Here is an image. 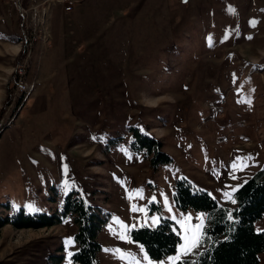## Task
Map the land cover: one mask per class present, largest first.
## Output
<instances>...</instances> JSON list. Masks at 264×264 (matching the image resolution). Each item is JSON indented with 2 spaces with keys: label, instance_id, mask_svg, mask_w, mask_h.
<instances>
[{
  "label": "rangeland",
  "instance_id": "1",
  "mask_svg": "<svg viewBox=\"0 0 264 264\" xmlns=\"http://www.w3.org/2000/svg\"><path fill=\"white\" fill-rule=\"evenodd\" d=\"M7 7L0 0V215L62 221L0 227V264H80L78 225L63 216L69 194L105 218L99 264L194 257L208 213L177 206L178 181L232 210L235 191L264 165V0H83L69 13L54 5L49 47L38 41L30 56L34 89L14 102L24 40ZM163 220L180 242L154 259L132 232ZM255 227L264 230V216Z\"/></svg>",
  "mask_w": 264,
  "mask_h": 264
},
{
  "label": "trees",
  "instance_id": "2",
  "mask_svg": "<svg viewBox=\"0 0 264 264\" xmlns=\"http://www.w3.org/2000/svg\"><path fill=\"white\" fill-rule=\"evenodd\" d=\"M20 22V21H19ZM143 138H154L143 134ZM158 146L162 143L152 139ZM161 155L168 159L167 153ZM236 205L231 210L221 205L207 191L195 188L187 180L177 183L175 201L179 208H194L208 213L209 224L205 228V247L192 258H184L173 264H259L264 252V230L255 227L264 216V165L248 177L235 191ZM63 209V216L72 215L78 231L74 241L78 249L72 259L80 264H99L101 251L99 232L105 218L93 206H87L82 199L69 194ZM210 215V216H209ZM56 215L28 214L20 209L13 215H0V227L11 224L14 227H46L61 222ZM154 259L176 252L180 235L173 230L171 221L163 220L155 228H140L132 232Z\"/></svg>",
  "mask_w": 264,
  "mask_h": 264
},
{
  "label": "built area",
  "instance_id": "3",
  "mask_svg": "<svg viewBox=\"0 0 264 264\" xmlns=\"http://www.w3.org/2000/svg\"><path fill=\"white\" fill-rule=\"evenodd\" d=\"M6 3L13 2L20 18V36L23 37L24 47L21 55L13 65V89L10 93V100L25 101V94H30L33 83L27 81L28 65L34 44L38 41L44 48L49 47L51 37L49 16L54 5L62 7L64 12L72 9V4L76 0H28L26 6L22 5L21 0H2Z\"/></svg>",
  "mask_w": 264,
  "mask_h": 264
},
{
  "label": "crops",
  "instance_id": "4",
  "mask_svg": "<svg viewBox=\"0 0 264 264\" xmlns=\"http://www.w3.org/2000/svg\"><path fill=\"white\" fill-rule=\"evenodd\" d=\"M82 1L83 0H76V2H74V3H79V2H82ZM3 3H6V2H3ZM6 4L8 6L7 7V12L9 13L10 27H11L12 30H14L16 28L18 29L19 28V21H18V13H17V10H16V8H15V6L13 4H10V3H6ZM60 8H61V6H60ZM72 10H73V7H72V9L69 12H71ZM62 11H63V9H62ZM69 12H65V13H69ZM150 13L153 14L154 13V10L152 9ZM19 43H20V41H19ZM11 49H12V51H14V53H16L18 51L17 52V54H18L21 51V44H20V49L18 47L15 48V46H13Z\"/></svg>",
  "mask_w": 264,
  "mask_h": 264
},
{
  "label": "snow or ice",
  "instance_id": "5",
  "mask_svg": "<svg viewBox=\"0 0 264 264\" xmlns=\"http://www.w3.org/2000/svg\"><path fill=\"white\" fill-rule=\"evenodd\" d=\"M229 198H231V197H229ZM194 246L198 247L199 245H198V243H197V244H196V245H194ZM69 255H71V254H69Z\"/></svg>",
  "mask_w": 264,
  "mask_h": 264
},
{
  "label": "bare ground",
  "instance_id": "6",
  "mask_svg": "<svg viewBox=\"0 0 264 264\" xmlns=\"http://www.w3.org/2000/svg\"><path fill=\"white\" fill-rule=\"evenodd\" d=\"M72 7H73V5H72ZM67 12H69V11H67ZM34 85V84H33ZM26 95V94H25Z\"/></svg>",
  "mask_w": 264,
  "mask_h": 264
}]
</instances>
